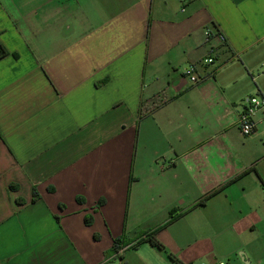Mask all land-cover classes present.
Masks as SVG:
<instances>
[{
  "label": "crops",
  "instance_id": "0c3cea01",
  "mask_svg": "<svg viewBox=\"0 0 264 264\" xmlns=\"http://www.w3.org/2000/svg\"><path fill=\"white\" fill-rule=\"evenodd\" d=\"M0 42V264H172L129 249L188 209L157 234L186 264L214 228H264V109L238 127L264 0H0Z\"/></svg>",
  "mask_w": 264,
  "mask_h": 264
},
{
  "label": "rangeland",
  "instance_id": "374dc122",
  "mask_svg": "<svg viewBox=\"0 0 264 264\" xmlns=\"http://www.w3.org/2000/svg\"><path fill=\"white\" fill-rule=\"evenodd\" d=\"M179 226L185 230L189 225ZM244 229L247 230L240 240V230ZM213 243H215L214 247L219 248V251L210 253V256L216 255L217 261L221 260L227 264H264V228H254L253 225H231L230 229L219 228L218 230L214 228L210 239L206 238L199 241L196 245L198 248L195 247L193 251L194 247L191 248L193 261L190 264H216V261H208L207 252L212 250ZM132 246L133 244L129 250L137 249L141 244ZM145 247L152 249L151 246ZM172 264L176 263L173 262Z\"/></svg>",
  "mask_w": 264,
  "mask_h": 264
},
{
  "label": "built area",
  "instance_id": "2783aa9c",
  "mask_svg": "<svg viewBox=\"0 0 264 264\" xmlns=\"http://www.w3.org/2000/svg\"><path fill=\"white\" fill-rule=\"evenodd\" d=\"M206 42L211 43L214 37L220 36L219 33L213 31L211 27L205 29ZM212 50H214L212 48ZM215 62L214 54H210L202 58L200 61L192 62L182 69V74L186 77L190 85L198 84L210 74H204L199 69V64L209 65ZM242 110L239 114L238 127L244 136L253 135L256 132V116L264 109V95L256 93L247 95L242 101ZM124 247H121L117 255L122 254ZM205 264V263H203ZM216 264H227L224 261H216Z\"/></svg>",
  "mask_w": 264,
  "mask_h": 264
},
{
  "label": "trees",
  "instance_id": "16d2710c",
  "mask_svg": "<svg viewBox=\"0 0 264 264\" xmlns=\"http://www.w3.org/2000/svg\"><path fill=\"white\" fill-rule=\"evenodd\" d=\"M216 32V31H215ZM218 33V31L216 32ZM9 54L7 48L4 46V44L2 42H0V60L4 57H6ZM216 70V69H215ZM2 138V135L0 133V139ZM218 190L213 191L212 193H210L209 195H207L206 197H204L200 204H205L207 202V200L213 196L214 194H216ZM35 197H37V194L35 193ZM195 207V206H194ZM192 207V208H194ZM185 210L182 211L181 213H172L170 216V219L168 220V222H166L164 225L159 226L158 228H156L155 230L149 232V233H144L142 235H140L139 239H137L134 243L133 246H137L143 243H149L150 245H152L153 247H156L158 250L163 251L167 257L172 261L175 262L176 264H186L184 263L177 255H175L174 253H172L171 251H169L167 249V247L165 246V244L159 239L158 237V232L160 230H162L163 228H165L166 226H168V224H170L171 222H173L174 220L180 218L181 216L187 214V212L189 211ZM89 222V221H88ZM130 242V241H129ZM132 242V241H131ZM122 238H117L115 240L114 246L112 248V250L110 251V254L113 253H118L120 248L122 247ZM132 246V247H133Z\"/></svg>",
  "mask_w": 264,
  "mask_h": 264
}]
</instances>
